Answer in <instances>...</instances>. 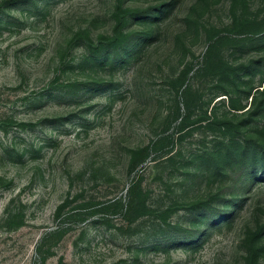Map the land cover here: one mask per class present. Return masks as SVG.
I'll list each match as a JSON object with an SVG mask.
<instances>
[{
    "label": "rangeland",
    "instance_id": "rangeland-1",
    "mask_svg": "<svg viewBox=\"0 0 264 264\" xmlns=\"http://www.w3.org/2000/svg\"><path fill=\"white\" fill-rule=\"evenodd\" d=\"M259 85L264 0H0V264H264Z\"/></svg>",
    "mask_w": 264,
    "mask_h": 264
},
{
    "label": "trees",
    "instance_id": "trees-1",
    "mask_svg": "<svg viewBox=\"0 0 264 264\" xmlns=\"http://www.w3.org/2000/svg\"><path fill=\"white\" fill-rule=\"evenodd\" d=\"M142 40V39H141ZM140 40V41H141ZM139 41V42H140ZM138 42V43H139ZM262 86V85H259ZM256 95L252 96V102L250 106L245 111H248L249 115H260L264 113V85L262 86L261 89L257 88L256 90ZM261 97V99L258 101V97ZM263 99V100H262ZM264 116V115H262ZM241 123H239V126L236 127V130H239L238 127H240ZM253 138H247L243 139L240 141H244V144L240 142L238 145V154L234 155V152L230 150V147L225 150V157L224 160L228 163L235 159L233 156H239V160L242 164H244V170L245 173L247 171H251L253 167L259 163H264V145L257 143ZM252 143V145H251ZM217 162V161H216ZM218 163V162H217ZM244 171L239 175L238 179L243 177Z\"/></svg>",
    "mask_w": 264,
    "mask_h": 264
}]
</instances>
